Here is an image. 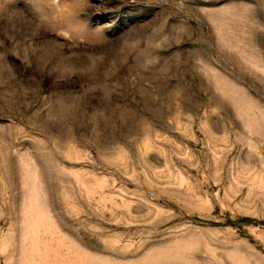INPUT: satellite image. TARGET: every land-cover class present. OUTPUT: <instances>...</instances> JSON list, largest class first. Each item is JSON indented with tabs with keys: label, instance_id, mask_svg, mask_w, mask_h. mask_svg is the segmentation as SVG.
I'll list each match as a JSON object with an SVG mask.
<instances>
[{
	"label": "rangeland",
	"instance_id": "374dc122",
	"mask_svg": "<svg viewBox=\"0 0 264 264\" xmlns=\"http://www.w3.org/2000/svg\"><path fill=\"white\" fill-rule=\"evenodd\" d=\"M0 264H264V0H0Z\"/></svg>",
	"mask_w": 264,
	"mask_h": 264
}]
</instances>
